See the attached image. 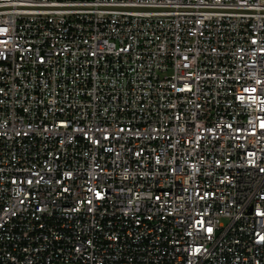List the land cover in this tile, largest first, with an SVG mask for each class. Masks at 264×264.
<instances>
[{
  "label": "built area",
  "instance_id": "2783aa9c",
  "mask_svg": "<svg viewBox=\"0 0 264 264\" xmlns=\"http://www.w3.org/2000/svg\"><path fill=\"white\" fill-rule=\"evenodd\" d=\"M261 89L264 0H0V264H264Z\"/></svg>",
  "mask_w": 264,
  "mask_h": 264
},
{
  "label": "snow or ice",
  "instance_id": "6c2138e0",
  "mask_svg": "<svg viewBox=\"0 0 264 264\" xmlns=\"http://www.w3.org/2000/svg\"><path fill=\"white\" fill-rule=\"evenodd\" d=\"M252 91L255 92V91H257V90H256V89H252ZM260 93H261V94H264V89H261V90H260ZM261 127L264 128V123H261ZM208 231L211 232L212 229L209 228ZM261 239L264 240V237H261Z\"/></svg>",
  "mask_w": 264,
  "mask_h": 264
}]
</instances>
